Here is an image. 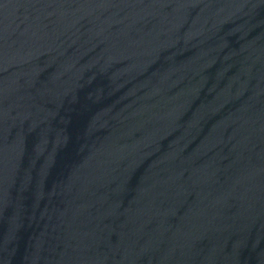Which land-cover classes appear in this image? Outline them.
I'll list each match as a JSON object with an SVG mask.
<instances>
[{
    "label": "water",
    "instance_id": "obj_1",
    "mask_svg": "<svg viewBox=\"0 0 264 264\" xmlns=\"http://www.w3.org/2000/svg\"><path fill=\"white\" fill-rule=\"evenodd\" d=\"M0 264H264V0H0Z\"/></svg>",
    "mask_w": 264,
    "mask_h": 264
}]
</instances>
